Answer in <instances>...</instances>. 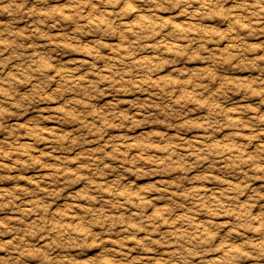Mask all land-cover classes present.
<instances>
[{
	"label": "clouds",
	"instance_id": "1",
	"mask_svg": "<svg viewBox=\"0 0 264 264\" xmlns=\"http://www.w3.org/2000/svg\"><path fill=\"white\" fill-rule=\"evenodd\" d=\"M0 264H264V0H0Z\"/></svg>",
	"mask_w": 264,
	"mask_h": 264
}]
</instances>
